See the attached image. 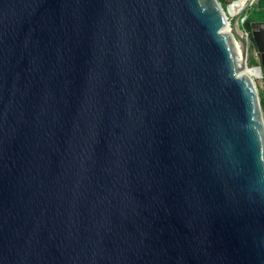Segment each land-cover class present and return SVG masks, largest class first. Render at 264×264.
Returning a JSON list of instances; mask_svg holds the SVG:
<instances>
[{"label":"water","instance_id":"water-1","mask_svg":"<svg viewBox=\"0 0 264 264\" xmlns=\"http://www.w3.org/2000/svg\"><path fill=\"white\" fill-rule=\"evenodd\" d=\"M254 2L0 0V264H264Z\"/></svg>","mask_w":264,"mask_h":264},{"label":"trees","instance_id":"trees-1","mask_svg":"<svg viewBox=\"0 0 264 264\" xmlns=\"http://www.w3.org/2000/svg\"><path fill=\"white\" fill-rule=\"evenodd\" d=\"M224 11H226L227 6L234 2L235 0H218ZM242 18H244L242 22V28L251 35V23L254 21H264V0H255L253 5L244 12ZM252 66H258L259 63L255 58H251ZM260 103L262 107V111L264 114V95H260Z\"/></svg>","mask_w":264,"mask_h":264},{"label":"bare ground","instance_id":"bare-ground-1","mask_svg":"<svg viewBox=\"0 0 264 264\" xmlns=\"http://www.w3.org/2000/svg\"><path fill=\"white\" fill-rule=\"evenodd\" d=\"M247 2V0H240L238 2H235L234 4H231L229 6L230 11L234 14V16L238 13L239 9H241L245 3ZM227 30L232 31V25H230ZM236 46V51L239 53V56L242 54V48L241 46H239L238 43L235 44ZM245 72L254 80L255 78H258L261 76V71L258 68H250L247 67Z\"/></svg>","mask_w":264,"mask_h":264},{"label":"rangeland","instance_id":"rangeland-1","mask_svg":"<svg viewBox=\"0 0 264 264\" xmlns=\"http://www.w3.org/2000/svg\"><path fill=\"white\" fill-rule=\"evenodd\" d=\"M226 15L229 17L228 21L230 22V25H233L234 14L230 11V9H226ZM242 22L243 21H240V27L241 28H242ZM242 30L245 32V30L243 28H242ZM250 51H251V49H250ZM250 57L251 58H254V57L256 58V53L255 52H250ZM254 84H255V86L257 88L259 97H260V95L263 96L264 95V84H263L262 73H261L260 77L254 79Z\"/></svg>","mask_w":264,"mask_h":264},{"label":"flooded vegetation","instance_id":"flooded-vegetation-1","mask_svg":"<svg viewBox=\"0 0 264 264\" xmlns=\"http://www.w3.org/2000/svg\"><path fill=\"white\" fill-rule=\"evenodd\" d=\"M250 49H251L252 52L256 53V58L255 57L254 58L258 61L259 64H261V59L258 57V49H257V47L255 45H251ZM262 77H263V84H264V69H263V72H262Z\"/></svg>","mask_w":264,"mask_h":264},{"label":"built area","instance_id":"built-area-1","mask_svg":"<svg viewBox=\"0 0 264 264\" xmlns=\"http://www.w3.org/2000/svg\"><path fill=\"white\" fill-rule=\"evenodd\" d=\"M228 20H229V17H228Z\"/></svg>","mask_w":264,"mask_h":264}]
</instances>
